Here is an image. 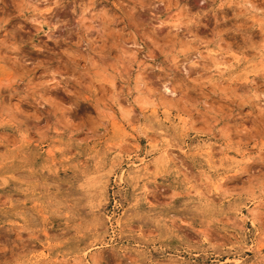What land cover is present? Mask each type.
I'll use <instances>...</instances> for the list:
<instances>
[{
    "label": "rangeland",
    "instance_id": "1",
    "mask_svg": "<svg viewBox=\"0 0 264 264\" xmlns=\"http://www.w3.org/2000/svg\"><path fill=\"white\" fill-rule=\"evenodd\" d=\"M0 264H264V0H0Z\"/></svg>",
    "mask_w": 264,
    "mask_h": 264
},
{
    "label": "bare ground",
    "instance_id": "2",
    "mask_svg": "<svg viewBox=\"0 0 264 264\" xmlns=\"http://www.w3.org/2000/svg\"><path fill=\"white\" fill-rule=\"evenodd\" d=\"M221 69V68H220ZM218 70V69H217Z\"/></svg>",
    "mask_w": 264,
    "mask_h": 264
}]
</instances>
